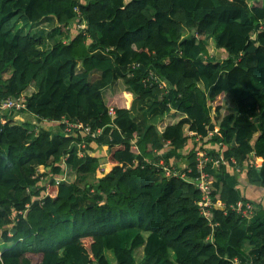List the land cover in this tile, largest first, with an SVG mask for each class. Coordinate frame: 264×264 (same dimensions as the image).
<instances>
[{
  "label": "trees",
  "instance_id": "obj_1",
  "mask_svg": "<svg viewBox=\"0 0 264 264\" xmlns=\"http://www.w3.org/2000/svg\"><path fill=\"white\" fill-rule=\"evenodd\" d=\"M249 1L0 0V101L100 132L0 112V264H264V208L250 220L230 210L248 201L230 168L210 171L224 209L208 220L198 190L154 166L194 169L187 134L213 132L236 169L254 155L248 182L264 190V1ZM49 23L65 39L31 34ZM150 72L168 88L145 83ZM102 147L112 168L99 175Z\"/></svg>",
  "mask_w": 264,
  "mask_h": 264
},
{
  "label": "built area",
  "instance_id": "obj_2",
  "mask_svg": "<svg viewBox=\"0 0 264 264\" xmlns=\"http://www.w3.org/2000/svg\"><path fill=\"white\" fill-rule=\"evenodd\" d=\"M80 28H84V25L79 26ZM134 68V67H133ZM145 83H158L162 89H167V85L164 81L158 79L152 72H150L146 79ZM13 111L14 113H24L26 112V103L23 97L19 98H7L5 100L0 101V112H8ZM30 117V122L35 127H40V123L36 121V117L32 114H27ZM108 115L113 118L115 115V110L113 107L108 108ZM20 120V117H19ZM46 122V121H44ZM59 125L62 126L63 131L66 134L72 135L74 137L79 136L82 138L91 137L94 138L100 132L98 130L92 131L91 127L87 124H83L80 122H74L67 119H62L58 122ZM213 132H208L205 137H202L194 132H189L187 134L188 139L192 142L191 151H193L195 165L194 169L186 166L183 169H177L172 161L169 164H166L163 159H159L157 163L154 164L155 168L160 169L162 175L166 178L170 177H179L189 183H191L196 190H198L200 194V199L197 202V206L201 215L208 220L213 217L212 210L220 209L223 210V205L220 201H214L213 199V176L210 171H214L219 169L220 167L225 168H233L236 169V162L234 159H226L223 156V151L225 150V145L222 143H215L216 148L212 149L207 146V142L211 140L213 137ZM77 154L78 156L83 155V150L85 149L84 141H80L76 144ZM212 152V154H211ZM246 166L248 168L259 169L261 163L254 160V155L252 154L246 162ZM112 168V167H111ZM41 170V169H40ZM111 170V169H110ZM109 170V171H110ZM108 171V172H109ZM41 172V171H40ZM100 172V171H99ZM99 175H103L105 173H99ZM57 181V180H56ZM259 205L264 208V204L260 202H252L250 200L246 202H237L235 205L230 206V210L235 212L239 217L250 220L255 215L257 210L259 209ZM225 211H223L224 213ZM231 264H251L247 259H243L240 257H234L232 259H228Z\"/></svg>",
  "mask_w": 264,
  "mask_h": 264
},
{
  "label": "crops",
  "instance_id": "obj_3",
  "mask_svg": "<svg viewBox=\"0 0 264 264\" xmlns=\"http://www.w3.org/2000/svg\"><path fill=\"white\" fill-rule=\"evenodd\" d=\"M210 115H211V118H213L215 116L214 108H211ZM19 117H20L21 122L30 121V117L27 116V114H25V117H27V118H24L22 116H19ZM40 124L41 125H38V126H40L44 130H51L53 132H56L59 129L58 128L59 124L54 123V122H51V123L50 122H41ZM43 125H44V127H43ZM206 144L209 148H212V149L216 148L215 143L208 141ZM191 148H192V142L190 139H188L186 145L180 151V153L183 156H186L191 151ZM172 164L177 169L181 170L184 167L188 166V161L185 159H181L179 161H172ZM111 167L107 170V172L111 169ZM229 170L237 178L238 189L244 198H246L252 202H260L261 204H264V190L249 184L248 178H247V166H246V168L244 167V168L238 169V171H235L233 168H230ZM40 171L43 172V169H41Z\"/></svg>",
  "mask_w": 264,
  "mask_h": 264
},
{
  "label": "rangeland",
  "instance_id": "obj_4",
  "mask_svg": "<svg viewBox=\"0 0 264 264\" xmlns=\"http://www.w3.org/2000/svg\"><path fill=\"white\" fill-rule=\"evenodd\" d=\"M255 1H260V0H250L249 2H255ZM264 1V0H263ZM47 26V28H46V31H43V30H33V31H31V34H38V33H41V34H39V35H41V36H46L47 35V33H49V42H51V43H54L55 41H57V40H60V38L61 39H65V38H63V36L61 35H51V34H54V33H51V31H52V24L51 23H49L48 25H46ZM52 27V28H51ZM41 28V27H40ZM74 30V28L71 30V32ZM70 32V33H71ZM51 33V34H50ZM71 35H74V32H72L71 33ZM208 52H209V55L210 56H212V57H214V58H216L217 60H223L224 58H225V53L223 52V51H217V50H215L214 49V47H213V44L211 43V42H209V45H208ZM123 85H122V83L121 82H119L118 83V87H117V92H119L120 90H123ZM227 106V108H229L230 107V104H229V102L227 101V102H225V100H223V106ZM222 112H224V110H222ZM16 114V116L17 117H19V116H22V117H24V118H27V117H25V114H23V113H15ZM28 116V115H27ZM41 125V124H40ZM43 127H44V125H43ZM48 129V128H47ZM96 151H97V153H95L96 155H98L99 156V158L101 159V160H103V159H106L107 160V163H103V164H101V166H100V172L99 173H105L106 172V170H107V167L108 166H110L111 167V164L109 163V161H108V157H107V148L106 147H102V148H97L96 149ZM140 256H141V254L139 253V255L137 256V258H140ZM109 257H111V255H109ZM33 261L34 262H36L37 261V259H33Z\"/></svg>",
  "mask_w": 264,
  "mask_h": 264
},
{
  "label": "water",
  "instance_id": "obj_5",
  "mask_svg": "<svg viewBox=\"0 0 264 264\" xmlns=\"http://www.w3.org/2000/svg\"><path fill=\"white\" fill-rule=\"evenodd\" d=\"M195 32H196V29H193L192 30V34H194ZM103 163L104 164L107 163V160L106 159L100 160V165L103 164Z\"/></svg>",
  "mask_w": 264,
  "mask_h": 264
},
{
  "label": "bare ground",
  "instance_id": "obj_6",
  "mask_svg": "<svg viewBox=\"0 0 264 264\" xmlns=\"http://www.w3.org/2000/svg\"><path fill=\"white\" fill-rule=\"evenodd\" d=\"M108 168V167H107Z\"/></svg>",
  "mask_w": 264,
  "mask_h": 264
}]
</instances>
